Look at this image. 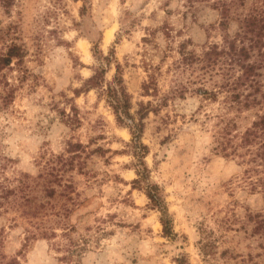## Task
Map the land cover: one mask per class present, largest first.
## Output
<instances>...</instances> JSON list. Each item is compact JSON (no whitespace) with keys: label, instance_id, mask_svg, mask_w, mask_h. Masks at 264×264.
<instances>
[{"label":"rangeland","instance_id":"1","mask_svg":"<svg viewBox=\"0 0 264 264\" xmlns=\"http://www.w3.org/2000/svg\"><path fill=\"white\" fill-rule=\"evenodd\" d=\"M250 12L264 13V0H0V55L12 43L25 52L0 72V178L27 182L0 214L2 264H264V191L251 187L245 149L232 152L264 112V59L203 56L213 43L234 48L236 18ZM117 64L130 114L156 107L143 118L141 160L170 236L133 183L129 120L85 87L98 67L110 81ZM150 77L155 96L142 88ZM180 86L184 96L170 94ZM246 95L256 101L245 106Z\"/></svg>","mask_w":264,"mask_h":264},{"label":"trees","instance_id":"2","mask_svg":"<svg viewBox=\"0 0 264 264\" xmlns=\"http://www.w3.org/2000/svg\"><path fill=\"white\" fill-rule=\"evenodd\" d=\"M237 20V29L234 33V38L238 41V44L234 46L231 50H227L225 46H219L216 43L208 46L207 50L204 51L203 56L207 62L216 59L222 55L227 54L229 59L235 61L239 66H243L245 61H247L252 53L258 54L261 59H264V13L261 12H250L243 16H238ZM223 25V23H222ZM223 42H227L228 34L224 33L222 36ZM112 54V53H111ZM105 56L104 59L109 60L112 58V55ZM25 57L24 49L21 45L12 43L8 46L7 51L0 55V72L5 67H11V63L20 68L23 65ZM85 87H96L100 88L102 94L105 96L106 101L109 106L113 109V112L116 116L117 121L123 122L124 120H129V129L132 134L131 146L134 149V155L137 157V161L141 167L137 168L138 177L133 180V183L136 187L143 188L145 194L149 199L150 205L153 208H156L160 211V222L162 224L163 234L170 236L172 234L171 221L167 214V208L165 205L164 198L161 194V189L156 183H150L147 181V168L143 165L141 158L146 152V146L140 142V136L143 132L144 122L143 118L147 112L152 108L154 111L156 107L151 103L147 102L144 105L142 102L139 104V108L136 111L138 117H134L130 114L131 108V95L127 91V88L124 84V79L122 73L120 72V65L117 64L116 72L110 81L104 80V70L100 67L94 70L92 76L86 79ZM255 87H259L255 85ZM142 88L144 94H151L153 96L157 95V86L153 78H149L146 82L143 83ZM221 88L218 85V90ZM186 87L172 88L170 94L173 96H184ZM258 90V88H255ZM204 98H214L216 97V90H208L205 87L198 86L194 90ZM235 98L238 99L241 96L239 92H235ZM169 94H165L159 98L162 105L167 102ZM248 95L245 96L244 105L248 106L255 102V98L248 100ZM238 137V142L233 144L232 152L236 151V147H242L245 149V152L248 154L247 160L250 161V170L255 172L254 180H251V187L261 188L264 191V112L257 113L255 118L251 121L250 125L244 129L243 132L236 134ZM223 149H226L227 142H223ZM230 140L228 145L230 144ZM72 150H78L81 146L80 143H74L69 145ZM225 151V150H224ZM230 152V151H229ZM224 152V153H229ZM228 155V154H227ZM25 176V175H24ZM27 177V176H25ZM56 178V174H55ZM18 183L13 186L6 177L0 178V214L2 211L7 209L5 203H7L12 196L16 195L17 192L23 190L27 185L25 178L17 179ZM48 194L53 195L54 189L48 188L46 191ZM4 205V206H3ZM46 234L42 232L41 235ZM46 235H44L45 237ZM4 256V255H3ZM0 254V257H3ZM69 255L64 256L63 258H69ZM177 264H188L184 259H177ZM17 259L11 258L5 264H16ZM0 264L2 261L0 259Z\"/></svg>","mask_w":264,"mask_h":264},{"label":"bare ground","instance_id":"3","mask_svg":"<svg viewBox=\"0 0 264 264\" xmlns=\"http://www.w3.org/2000/svg\"><path fill=\"white\" fill-rule=\"evenodd\" d=\"M109 35H110V32L108 31V32H106V38H108L109 37Z\"/></svg>","mask_w":264,"mask_h":264}]
</instances>
